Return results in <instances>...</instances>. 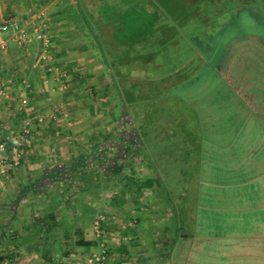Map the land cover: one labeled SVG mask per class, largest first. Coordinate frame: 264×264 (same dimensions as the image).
Here are the masks:
<instances>
[{
  "label": "crops",
  "instance_id": "obj_1",
  "mask_svg": "<svg viewBox=\"0 0 264 264\" xmlns=\"http://www.w3.org/2000/svg\"><path fill=\"white\" fill-rule=\"evenodd\" d=\"M106 1L108 0H0L2 18L9 14L26 16L44 9L47 13L46 30L51 38L46 58H42L41 49L36 43L28 47H19L10 37L8 47L0 50V87L7 92L6 97L0 98V116L4 127L10 129L20 124L22 119L28 118L33 129V145L28 159L21 166L7 169L0 174V264H77L75 262L82 255L80 252L93 250L96 245L99 247L102 244L93 233L92 237L90 233L87 234L88 229H92V221L90 220L87 231L84 230L80 223L84 217L69 209L68 203L76 200L86 204L91 200L99 203L106 197V194H103L105 191L95 197L94 194L85 192L87 189L85 179L82 185L66 179V173L70 170L62 167L73 158L75 150L72 145L65 146V142L99 138L100 133H103L100 130L107 127L109 122L121 123L124 89L119 77L132 79L130 93L132 107H140L137 100L140 93L145 94V98L140 101L147 103V99L151 98L146 94L147 89H140L134 85L133 77L146 76L152 72L151 70L161 69V64L156 63L153 57L160 51L153 50V46L164 44L171 37V22L167 14L168 8H165V0H159L157 3L151 0L141 1L144 12H153V17L148 23L143 22L135 28L129 27L128 31L124 30L121 13L131 7H124L120 0H109V6L105 7ZM34 4H41L43 7L31 8ZM260 71L258 69L259 78L252 76L253 78L247 80L241 87L242 90L236 88L234 92L236 102L229 114L225 112L217 116L222 118L217 122H215L217 118L201 122L207 128L205 133L207 136L210 129L217 133L212 130L213 125L235 123V117L247 115L243 109L258 105L254 96L256 91L252 90V85L264 83V76L260 75ZM180 92L175 91V94ZM22 96L28 99L27 105L23 108L19 105V98ZM196 106L201 107L203 111L204 105ZM258 107L260 109L258 112L263 113L264 104ZM39 113L48 115L41 123L36 122V115ZM52 114L55 115L54 118ZM247 118L248 116L243 117L238 123L248 127L245 139L251 140L254 137L251 132L252 123ZM134 119L131 117L132 123H136ZM140 121L137 120V123L140 124ZM256 122L264 126V121ZM206 135L201 134V137L197 138L196 152L188 149L189 155L195 157L194 162L199 163L198 168L192 170L195 176L191 177L193 181L189 184L186 177L185 180H181L191 165L187 162L188 169L181 167L186 161L183 156L188 154V150L183 151L182 155L178 153V158H175L178 160L177 168L175 163L173 166L171 162L164 161L163 173L176 172L175 185L179 188L177 199L173 197L172 181L167 175H162L163 183L160 184L163 199L157 198L160 195L155 192V188H158L155 179L158 177L157 172L160 173L162 168L156 159L150 156L148 167L150 172L148 171L146 179L149 197L152 201L157 198L159 202L177 205V217L173 209L174 219L178 221L177 227L174 228V236L180 239L179 241L183 237H190L182 228V212H185L186 218L191 219L197 212H202L210 205L219 204L218 209L226 213L241 209L246 212L253 204L258 205V213L254 216H239L243 220L237 218L239 220L237 226L234 225L236 218L228 216L230 219L225 226L229 228L225 230L226 227H222L223 233L218 234L222 238L216 242L219 244L218 248H215L216 244H211L212 247L209 245L206 251L202 249L206 242L201 237L208 234L214 236L212 232L191 236L194 247L187 251L190 256L184 264L192 263L193 259L194 264L201 261L206 256L199 254L202 252L207 253L208 261L218 264L222 262L264 264V217L259 213L264 209V159L257 160L260 156L252 158L255 151L248 148L241 156H248L250 160L245 164L242 163L243 160H236L232 165L236 171V168L247 167L244 172L260 173L252 182L256 186L257 194L240 192L233 194L226 191L216 192L214 195L215 190L211 188L213 184L208 183L209 179L206 176L215 165L212 164L211 155L214 152L218 154L222 148L214 142V137L207 139L209 136ZM256 136L260 139L259 134ZM257 152L258 155L264 156V147H258ZM232 154L235 153H230V156H233ZM230 166L229 164L227 167ZM72 168L76 170L78 167L74 164ZM239 184L235 182L232 187ZM251 185L253 184L249 183L248 188ZM78 187L83 188L77 192ZM80 192H84V200L80 199ZM186 203L192 205L189 208L184 207ZM213 213L215 214L212 211ZM197 226L199 227L198 224ZM133 234L142 238L138 231ZM79 236L92 241V244H77ZM114 249L117 252L129 250L136 254L142 247L122 244ZM214 253H217V256ZM118 254L120 257H116L114 264L125 261L121 253ZM187 255L185 251L182 257Z\"/></svg>",
  "mask_w": 264,
  "mask_h": 264
},
{
  "label": "rangeland",
  "instance_id": "obj_2",
  "mask_svg": "<svg viewBox=\"0 0 264 264\" xmlns=\"http://www.w3.org/2000/svg\"><path fill=\"white\" fill-rule=\"evenodd\" d=\"M141 1L143 0H120L124 7H131L121 13L124 30L128 31L129 27L140 26L143 22L148 23L153 17V12H144ZM151 1L159 2V0ZM109 4L108 0L104 6L108 7ZM164 4L169 12L167 14L171 22V37L164 44L153 46V50L160 51L153 57L156 63L161 64V69L151 70L152 72L146 76L133 77L134 85L140 89L146 88V94L151 98L147 99V103L141 102L145 94L140 93V98H137L140 107L134 108L130 104V99L125 101L124 90L121 123L109 122L107 127L100 130L103 133H100L99 138L65 142V146L72 145L75 150L73 158L62 167L70 170L66 173V179L80 184L85 179L87 182L85 192L94 194L95 197L105 191L103 194H106V197L99 203L91 200L89 204H86L76 200L70 201L68 206L69 209L84 217L80 223L86 231L89 223L98 213L106 216L101 235L96 236L92 229H88L87 233H90L91 237L93 233L95 238L103 243V247L107 248L109 259L106 264H114L116 257H120L118 253H121V257L125 260L121 264H166L167 261V264H184L190 256L187 251L194 247L193 239L183 237L179 241L180 239L174 236V228L177 227L178 222L173 216V205L159 202L157 199H163L160 188H155L159 197L154 198L153 201L149 197L146 179L148 171L150 172L148 168L150 156L155 158L162 168L160 177L167 175V178L172 181L171 190L174 199H177L176 194L179 188L175 185L176 172L163 173L164 161L171 162L173 166L175 163L177 168L178 160L175 158H178V153L182 155L188 149L196 152L197 138H200L201 134L206 135L201 122L211 118H217L215 122L218 119L221 120L222 118L217 116L225 112L229 114L236 102L234 100L236 88L240 90L247 80L253 78L252 76L259 78L258 69L261 70L260 75L264 76V0H165ZM41 7H43L41 4L31 6L34 9ZM252 90L256 91L254 96H256L257 107L243 109L247 115L235 117V123L247 116L252 124H255V121H264V112H258L260 110L258 106L264 104V83L253 84ZM175 91L181 92L175 94ZM153 97H155L154 100ZM198 104L204 105L203 111L201 107L196 106ZM131 117L135 118L136 123H132ZM137 120H141L140 124ZM235 123L228 125V129L229 126L231 127L230 132L236 131L238 125ZM226 126L216 124L212 126V129L216 128L217 131L218 128ZM239 128L243 131V126ZM258 129L260 142L264 141L263 124H258ZM207 133L209 136L207 139L214 137L215 143L224 137H231L228 135L230 133H213L212 131ZM238 142L240 144L230 149L231 153L236 152L232 154L233 159H240L245 150L241 144L244 141ZM261 143L264 145V142ZM180 149L181 152H179ZM189 150L188 162L190 163L195 160V157L189 155ZM218 154L214 152L211 155L213 156L210 157L213 160L212 164L215 165L211 173L206 176L209 179L208 183L214 186H211L215 190L214 195L219 188L223 189L220 193L227 190H225V183H240L239 186L234 187V190L238 187H246L249 183L252 184V180L244 179L247 176L244 172L247 167L242 168L241 173L235 172V168L226 167L231 159L228 157L218 159ZM184 158H186L185 155ZM197 162H191V169L185 171V176L181 179L187 178V184L193 181L195 172L192 170L198 168ZM217 162L223 166H219ZM185 163L186 161L181 164V167L188 169L189 166ZM74 164L78 167L76 170L72 168ZM155 185L157 186L158 183ZM81 188L83 187H78L76 191L79 192ZM203 189L204 187L201 190ZM206 190L209 191V189ZM84 195V192H80L81 200H84ZM191 205L186 203L184 207L189 208ZM217 205L219 204L205 207V210L197 212L191 219L186 218L185 212L181 213L182 228L186 233L191 234L193 229L195 237L211 232L214 234V236L208 234L201 237L206 242L202 245L205 251L211 244H216L215 248H218L219 244L216 242L222 239L218 234L224 231L221 223H227L226 218L231 215L233 217L235 214L233 210L227 213L224 210L221 211ZM200 207L202 208L203 205ZM209 207L214 211L217 209L222 212L218 216L215 213L213 218L216 221L220 220L221 223L208 222L212 219L206 212L209 211L206 209ZM238 213L245 215L236 211V214ZM164 217L167 219H163ZM225 227V230L229 228ZM136 231L142 234L141 239L133 234ZM122 244L140 245L142 250L136 254H132L129 250L123 251L125 253L117 252L114 248ZM100 245L99 247L96 245L93 250L80 252L82 255L75 263L81 264L85 256L99 250ZM185 251L188 255L182 257ZM199 254L207 256L206 252ZM214 255L217 256V253ZM206 256L196 264H218L208 261ZM192 263L194 264V259Z\"/></svg>",
  "mask_w": 264,
  "mask_h": 264
},
{
  "label": "built area",
  "instance_id": "obj_3",
  "mask_svg": "<svg viewBox=\"0 0 264 264\" xmlns=\"http://www.w3.org/2000/svg\"><path fill=\"white\" fill-rule=\"evenodd\" d=\"M47 13L44 9L34 11L26 16L9 14L0 17V50L8 47L10 37L19 47H28L33 43L41 49L42 58L47 57L51 45V38L46 30ZM9 33V35L7 34ZM7 92L0 87V98L6 97ZM28 99L25 96L19 98L20 107H25ZM48 117L45 113L36 115V122L41 123ZM55 115L52 114V118ZM33 145V129L31 121L26 118L21 123L5 129L0 116V174L7 169H15L28 159ZM105 215L98 213L92 221V230L96 236L101 235ZM99 250L90 252L85 256L81 264H106L109 253L103 243Z\"/></svg>",
  "mask_w": 264,
  "mask_h": 264
},
{
  "label": "trees",
  "instance_id": "obj_4",
  "mask_svg": "<svg viewBox=\"0 0 264 264\" xmlns=\"http://www.w3.org/2000/svg\"><path fill=\"white\" fill-rule=\"evenodd\" d=\"M119 80H122V83H123V86H124V90H125V93H126V96L124 95V97H125V99H126V101L127 100H129L130 99V93H131V77H125V76H123V77H119ZM125 85H127V86H125ZM257 123V122H256ZM252 124V127H251V132L253 133V135H254V137L251 139V140H247V139H245V135H246V130H247V128L248 127H246V125H244V124H239V123H236L235 125H238L237 127H236V131L235 132H230V130H231V127L229 126V129H228V125H230V124H232L233 125V123H222V124H224V125H227L226 127H224V128H218L217 129V131H216V128L215 129H212L214 132H217V133H223V134H227V133H230V134H228V135H230L231 137H224L221 141H219V142H217V145H218V147H220V148H222V151H220L219 152V154H218V159L219 158H225V157H228V159H231V162H229L228 164H230L231 166L230 167H233L232 165H233V162H236V160H243L242 161V163H246V162H248L249 160H248V156L246 157V156H241V158L240 159H233V156H230V149L232 148V147H236V145L239 143L238 141L239 140H241V142H243L244 141V143H241V144H243L242 146H244V153H246V150L248 149V148H251V149H253L255 152V154H254V156H252V158H256V157H258V156H260V158L258 157L257 158V160H262V159H264V156H262V155H258V152H257V149H258V147H264V145L261 143V142H264V141H261L260 142V139H257V134L259 133L258 132V123L257 124ZM199 124V123H198ZM222 124H220V125H222ZM204 127V129L205 130H207V128L205 127V125H203ZM240 126H243V131H241V128H239ZM210 128V127H209ZM209 131H211V129L209 130ZM232 131H233V129H232ZM256 134V135H255ZM241 137V138H240ZM256 137V138H255ZM256 140V142H254ZM207 142V141H206ZM191 144V143H190ZM189 144V145H190ZM240 144V143H239ZM189 147V146H188ZM235 154H236V152H235ZM186 156V158H184V160H186V163L189 161V158H188V154L187 155H185ZM204 158V157H203ZM191 162H193L194 163V160L193 161H190V163ZM189 163V162H188ZM218 163V162H217ZM192 164V163H191ZM218 164H220L219 166H223V164H221V163H218ZM243 164V165H244ZM229 166V165H228ZM227 167V166H226ZM228 168V167H227ZM237 169V171L236 170H234L235 172H238V173H241V171H243V170H241L240 168H236ZM241 170V171H240ZM65 172V171H64ZM226 172V171H225ZM158 173V177L155 179L156 180V183H158V188H160V190H161V181L163 180V176L162 177H160V173L159 172H157ZM245 173H247V176H245L244 177V179H246V180H252V182H253V180H256L257 178H258V176H259V174L260 173H258V172H256V171H251V172H245ZM61 174H62V171H60V176H61ZM184 175H185V173H184ZM65 178V177H64ZM233 184H235V182L233 183V182H231L230 184H226L225 183V190L226 191H230L231 193H233V194H235V193H237V194H239V192L241 193V194H257L256 192H257V189H256V186H254L255 184L254 183H252L253 185H251V187H249L248 188V186L247 187H238V188H236V190H234L235 188L234 187H232V185ZM254 186V187H253ZM253 187V188H252ZM231 189H233V190H231ZM223 191V189H217V192L218 193H220V192H222ZM252 190V191H251ZM225 191V192H226ZM249 192V193H248ZM237 205V204H236ZM253 207H251L250 209H247V211L246 212H244L243 211V209H241L239 212H242V214H245V215H252V216H254L256 213H258V205H256V204H253L252 205ZM173 209H174V212L176 213L175 214V217H177V205H173ZM207 210H209V211H207V213H209L210 214V216L212 217V219H210L208 222H212V223H221L220 222V220H218L217 219V221L216 220H214L213 218H214V215L215 214H213L212 215V211L213 212H215V213H217L216 215L218 216L219 215V213L221 214L222 212L221 211H217V210H212V208H208ZM235 211V214L233 215V217L232 218H236V220H237V218L238 219H240V220H243V218L242 217H240L239 218V216H244V215H240V213H238V214H236V211H238V210H233V212ZM253 213V214H252ZM259 213H261V215L264 217V209H262V210H260V212ZM232 216V215H231ZM227 217V216H226ZM227 219V222H228V219H230V218H226ZM234 221V225H236V224H238L239 223V220H237V221ZM231 221H232V219H231ZM178 222V221H177ZM193 224H195L194 222H193ZM223 226H225L226 225V222L225 223H221ZM194 226V225H193ZM221 226V225H220ZM237 226V225H236ZM194 231H193V229H191V234H190V232H188V236H194V233H193ZM76 243L77 244H80V245H91L92 244V241H87V240H84L83 238H82V236H79L78 237V239H77V241H76Z\"/></svg>",
  "mask_w": 264,
  "mask_h": 264
}]
</instances>
